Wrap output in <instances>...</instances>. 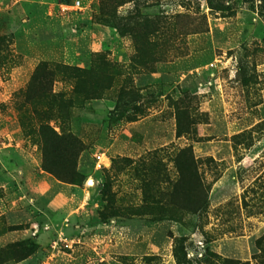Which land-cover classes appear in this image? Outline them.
<instances>
[{"label": "rangeland", "instance_id": "rangeland-1", "mask_svg": "<svg viewBox=\"0 0 264 264\" xmlns=\"http://www.w3.org/2000/svg\"><path fill=\"white\" fill-rule=\"evenodd\" d=\"M41 65L91 72L64 123L73 178L43 170L18 123ZM51 80L34 92L70 91ZM174 249L264 264V0H0V264H178Z\"/></svg>", "mask_w": 264, "mask_h": 264}, {"label": "trees", "instance_id": "trees-1", "mask_svg": "<svg viewBox=\"0 0 264 264\" xmlns=\"http://www.w3.org/2000/svg\"><path fill=\"white\" fill-rule=\"evenodd\" d=\"M90 74L91 72L76 67L41 65L37 67L22 94V102L18 108L19 126L26 138L32 140L35 137L42 154L43 170L58 178H73L75 175V159L82 150V144L64 127V123L68 121L69 111L75 103L74 96L82 92L79 82ZM57 76L72 84L70 91L52 92L51 89L44 88L46 84L51 86L50 80ZM46 79L49 81H43ZM40 81H43V87L34 92ZM52 120L58 122V132L49 125ZM61 161L66 163V169L61 167ZM173 254L178 264H184V257L177 250L174 249Z\"/></svg>", "mask_w": 264, "mask_h": 264}, {"label": "built area", "instance_id": "built-area-1", "mask_svg": "<svg viewBox=\"0 0 264 264\" xmlns=\"http://www.w3.org/2000/svg\"><path fill=\"white\" fill-rule=\"evenodd\" d=\"M61 8L76 10V9L79 8V2L78 1H75L72 4H64V5L61 6Z\"/></svg>", "mask_w": 264, "mask_h": 264}]
</instances>
